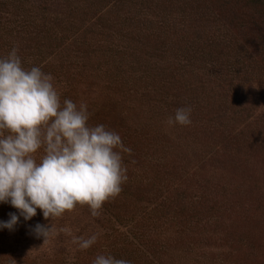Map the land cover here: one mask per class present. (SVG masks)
<instances>
[{
	"label": "trees",
	"instance_id": "1",
	"mask_svg": "<svg viewBox=\"0 0 264 264\" xmlns=\"http://www.w3.org/2000/svg\"><path fill=\"white\" fill-rule=\"evenodd\" d=\"M14 47L132 151L98 216L0 228V264H264V0H0V58Z\"/></svg>",
	"mask_w": 264,
	"mask_h": 264
},
{
	"label": "clouds",
	"instance_id": "2",
	"mask_svg": "<svg viewBox=\"0 0 264 264\" xmlns=\"http://www.w3.org/2000/svg\"><path fill=\"white\" fill-rule=\"evenodd\" d=\"M18 49L0 58V203H10L19 216L0 221L15 229L20 216L31 220L41 210L45 220L61 218L77 206L98 216L105 202L115 199L127 181L120 135L105 125H89L88 105L61 102L54 77L38 66L25 68ZM190 106L180 107L166 123L191 124ZM42 155L37 159V153ZM37 223L32 232L44 243L54 233ZM92 236L80 244L87 249ZM93 264H131L112 255H97Z\"/></svg>",
	"mask_w": 264,
	"mask_h": 264
}]
</instances>
